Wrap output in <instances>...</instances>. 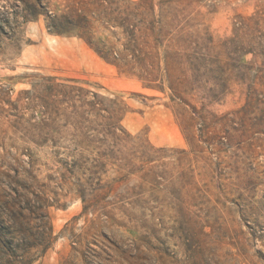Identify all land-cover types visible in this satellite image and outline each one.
Wrapping results in <instances>:
<instances>
[{
	"label": "rangeland",
	"instance_id": "374dc122",
	"mask_svg": "<svg viewBox=\"0 0 264 264\" xmlns=\"http://www.w3.org/2000/svg\"><path fill=\"white\" fill-rule=\"evenodd\" d=\"M131 1L0 0V213L8 203L28 206L22 228L52 226L54 237L47 250L34 247L22 260L6 254L0 236V264H264V92L256 85L246 115H226L245 105L239 85L209 103L199 91L174 95L169 23L150 85L102 56L96 46L123 50L127 13L141 25ZM157 2L155 18L169 20ZM256 4L197 0L192 21L226 34L234 17ZM63 89L85 99L97 93L107 105L119 99L123 149L134 156L136 173L108 165L92 181L55 160L53 149L74 147V127L45 114L53 108L45 101L59 102ZM151 170L154 178L143 174Z\"/></svg>",
	"mask_w": 264,
	"mask_h": 264
},
{
	"label": "trees",
	"instance_id": "16d2710c",
	"mask_svg": "<svg viewBox=\"0 0 264 264\" xmlns=\"http://www.w3.org/2000/svg\"><path fill=\"white\" fill-rule=\"evenodd\" d=\"M196 2L197 0H158L157 3L164 10L169 9L168 20L166 15L155 18L156 0L131 1L133 11L143 15V19L141 25L137 26L131 23L127 13L123 50L96 48L105 58L111 56L119 61L118 65L123 69L138 72L150 85L152 81L158 80L153 76L151 67L154 65L157 49L162 44L160 39L163 41L167 36L163 32L169 23V42L166 46L169 47V87L174 95L184 99L183 94L199 91L200 98L209 103L223 99L233 91L235 85H239L246 95L245 105L226 115L241 112L246 115L249 105L257 99L254 95L256 85L264 92V0H257L252 13L237 14L230 32L226 34L212 31L207 26L200 28L192 21L195 11L193 5ZM156 23H159L158 29ZM49 29L58 33L69 32L63 25L57 24H50ZM90 44L94 45V42L90 41ZM249 54H252V58L246 60ZM58 92L57 96L62 95L63 98L59 103L50 94L51 102H45L47 107L53 108L45 114L55 123L64 120L65 127L71 125L75 131L70 138L74 147L53 149L55 160L67 171L73 172L77 168L84 170L83 173L87 171L92 181L101 180L108 165L118 166L116 170L119 173L124 170L128 174L136 173L134 156L123 149L126 147V138L121 134L123 127L118 114L119 99H110L111 104L107 105L97 93H93L92 98L85 99L71 90L63 89ZM65 102L69 103L68 106L61 107L60 104ZM241 117L244 120V115ZM201 118L205 119L206 114L201 115ZM50 140L57 146V141L52 137H43L46 144ZM143 174L150 178L156 176L152 170ZM116 180L118 179L115 178L114 181ZM101 198L102 196L97 200ZM123 198L125 197H119L120 200ZM99 202L94 203V208ZM89 206L91 205L85 203V209ZM26 210L31 209L28 206L18 207L16 202H12L8 203L3 214L0 213V221L4 224V235L0 236L7 242L4 245L8 250L6 254L21 257L22 260L29 259L27 253L32 248L43 246L45 251L54 240L52 226L49 227L50 232L43 230L38 233L22 228V223L28 220Z\"/></svg>",
	"mask_w": 264,
	"mask_h": 264
}]
</instances>
